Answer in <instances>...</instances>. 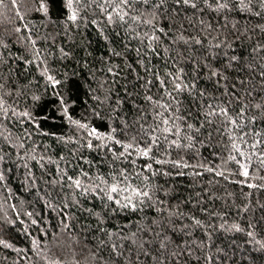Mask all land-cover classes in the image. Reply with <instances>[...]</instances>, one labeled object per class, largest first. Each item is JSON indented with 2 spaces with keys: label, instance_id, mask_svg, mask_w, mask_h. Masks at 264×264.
Instances as JSON below:
<instances>
[{
  "label": "snow or ice",
  "instance_id": "obj_1",
  "mask_svg": "<svg viewBox=\"0 0 264 264\" xmlns=\"http://www.w3.org/2000/svg\"><path fill=\"white\" fill-rule=\"evenodd\" d=\"M0 264H264V0H0Z\"/></svg>",
  "mask_w": 264,
  "mask_h": 264
}]
</instances>
